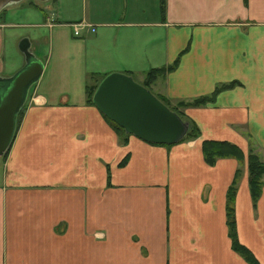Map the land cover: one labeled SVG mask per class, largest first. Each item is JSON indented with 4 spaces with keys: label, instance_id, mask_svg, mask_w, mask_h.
Returning <instances> with one entry per match:
<instances>
[{
    "label": "crops",
    "instance_id": "crops-1",
    "mask_svg": "<svg viewBox=\"0 0 264 264\" xmlns=\"http://www.w3.org/2000/svg\"><path fill=\"white\" fill-rule=\"evenodd\" d=\"M20 1L0 27L30 28L14 44L28 42L43 69L0 155V264H249L226 224L238 160L206 162L203 139L243 151L236 232L264 264V185L254 204L246 165L250 140L264 149V0H54L41 14ZM79 20L94 29L73 35ZM176 58L153 86L170 102L234 84L183 107L200 128L192 139L120 140L87 101L89 75L140 77Z\"/></svg>",
    "mask_w": 264,
    "mask_h": 264
},
{
    "label": "water",
    "instance_id": "water-1",
    "mask_svg": "<svg viewBox=\"0 0 264 264\" xmlns=\"http://www.w3.org/2000/svg\"><path fill=\"white\" fill-rule=\"evenodd\" d=\"M20 0H0V11ZM24 64L8 76L0 75V155L9 147L16 129L17 115L23 106L28 88L39 78L42 61L28 50L21 40ZM92 102L125 132L145 141L170 144L186 134L189 121L165 104L131 74L111 71L97 83Z\"/></svg>",
    "mask_w": 264,
    "mask_h": 264
},
{
    "label": "trees",
    "instance_id": "trees-1",
    "mask_svg": "<svg viewBox=\"0 0 264 264\" xmlns=\"http://www.w3.org/2000/svg\"><path fill=\"white\" fill-rule=\"evenodd\" d=\"M163 1L161 0V7L163 5ZM178 58L168 64L150 67L144 72V81H141V84L148 87L149 82L152 83L158 76H164L168 71L173 69L177 64ZM89 79H91V83L86 84V96L87 101L92 102V94L93 91L100 80L98 76L95 74L89 75ZM234 82L218 84L215 86L213 92L211 94L196 96L190 100H178L176 104L170 105L169 99L164 95H157L165 104H167L173 110H176L178 114L189 121V127L186 134L183 136L181 140L185 139H192L199 135L200 128L196 124L194 120L189 118L183 111V107L188 105H201L204 104L213 98V94L216 93L221 88H225L227 86L233 85ZM22 108V107H21ZM19 110L16 120V127L19 124V120L21 118V111ZM107 119L110 121L112 127L117 132L120 140H125L126 136L130 133L125 132L122 126L118 125L114 121L110 120L108 117ZM165 144V143H162ZM249 151L247 154V169H248V183L250 188V193L252 197V201L255 204L257 198L261 193V188L264 185V161L260 158V156L253 150L254 144L253 141L250 140L249 143ZM202 152L204 159L206 162L212 164L218 157H226L232 156L238 160V163H243L244 154L241 148L232 143L228 140H218V139H203L202 140ZM239 167L235 169L233 179L229 184L226 190V203H225V210H226V224L228 228V235L231 240V246L234 250L240 253L249 264H262L258 261L256 256L253 252L243 243L238 240L237 232H236V219H235V211H234V197L236 194V189L238 186L239 176H240Z\"/></svg>",
    "mask_w": 264,
    "mask_h": 264
},
{
    "label": "rangeland",
    "instance_id": "rangeland-1",
    "mask_svg": "<svg viewBox=\"0 0 264 264\" xmlns=\"http://www.w3.org/2000/svg\"><path fill=\"white\" fill-rule=\"evenodd\" d=\"M53 1L54 0H52V1L51 0H21L20 2H21V5L24 6L25 8L26 7H28V8H33L34 7L33 8L34 11H32L33 14H34V12H35V14L36 13L37 14L38 13L41 14L40 13L41 11H39L40 7H42L44 4H46L48 2H49V4H51L53 9L48 7L46 11L48 13H51L52 11H56V5L57 4H56V2H53ZM10 6H12V4ZM7 14H9V9L7 10ZM30 16L31 15L27 13V15L23 16L22 18L23 19H25V18L27 19ZM17 20H19V18H17ZM26 31L30 32L31 29L28 28V27H18V28H11V27H7V26H1L0 27V72L1 73H5V72L6 73H10L11 72L10 74H8V75H11L17 69L15 67L17 65H19L20 59H22L21 58L22 53H21V50H19L18 47L14 44V36H16L19 33H24ZM44 34H45V31H44ZM40 49H41L40 51L45 52L46 51L45 44H41ZM21 66H19V67H21ZM5 76H7V75H5ZM144 76H145L144 73L140 77L135 75L134 79L141 83V81H144V78H145ZM161 79H162V76H158L154 81H152V83L149 82V85L147 87L156 96L157 95L158 96L159 95H163L161 93L157 94L156 89L154 90V87H153V86H155V88H157L159 86V84H160V83L158 84V82L161 81ZM30 87L28 88V91H29ZM157 90H159V89L157 88ZM169 103H170V105H174V104L177 103V101L169 102ZM252 141H253V144H254V149L253 150L260 156L262 161H264V149L259 148V146L254 142V140H252ZM7 150H8V148H7ZM7 150L4 153H6ZM246 165H247V160H246ZM237 167H239V169L241 168V170H240V175H241L243 163H241V164L238 163ZM239 178H240V176H239ZM263 178H264V174H263Z\"/></svg>",
    "mask_w": 264,
    "mask_h": 264
},
{
    "label": "built area",
    "instance_id": "built-area-1",
    "mask_svg": "<svg viewBox=\"0 0 264 264\" xmlns=\"http://www.w3.org/2000/svg\"><path fill=\"white\" fill-rule=\"evenodd\" d=\"M88 28H90L91 30L94 29L91 24L84 20H79L77 22L72 23L73 35L75 36H81L83 31Z\"/></svg>",
    "mask_w": 264,
    "mask_h": 264
}]
</instances>
